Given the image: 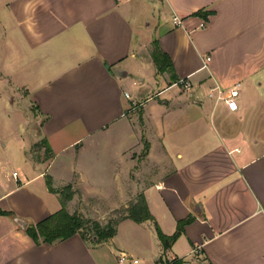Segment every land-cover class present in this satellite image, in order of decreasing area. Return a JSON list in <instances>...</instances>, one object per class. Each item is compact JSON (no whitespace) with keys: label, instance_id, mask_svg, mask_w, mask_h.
<instances>
[{"label":"crops","instance_id":"1","mask_svg":"<svg viewBox=\"0 0 264 264\" xmlns=\"http://www.w3.org/2000/svg\"><path fill=\"white\" fill-rule=\"evenodd\" d=\"M68 187L69 214L142 194L154 219L35 243L12 216L41 221ZM0 210V264H264V0H0ZM188 217L164 249L155 224Z\"/></svg>","mask_w":264,"mask_h":264},{"label":"trees","instance_id":"2","mask_svg":"<svg viewBox=\"0 0 264 264\" xmlns=\"http://www.w3.org/2000/svg\"><path fill=\"white\" fill-rule=\"evenodd\" d=\"M206 14H204V16ZM152 57L158 71H164L166 67L170 66L168 57L158 48L156 42L154 43V48L152 50ZM66 189L70 188L68 187ZM63 204L64 202L62 200V206L58 211L50 214L48 217L35 224H26L22 230L28 234L35 243H39V241L53 243L57 240L66 239L75 233H79L85 238V234L81 231V220L75 215H70ZM0 213L4 214L5 212L0 210ZM124 218H131L137 222L154 219L148 211L144 196L140 194L137 196L135 203L124 207V209L119 212V216L113 219L110 223H107L106 226L102 227L99 222L94 221L93 227L95 232L90 238H94V241L96 242H101L112 237L115 233V225ZM190 220L191 218L188 217L179 221L176 231L171 235L164 234L159 226L155 224L156 235L164 249H167L171 243L177 239L182 232L183 226ZM169 264H182V260H173Z\"/></svg>","mask_w":264,"mask_h":264},{"label":"rangeland","instance_id":"3","mask_svg":"<svg viewBox=\"0 0 264 264\" xmlns=\"http://www.w3.org/2000/svg\"><path fill=\"white\" fill-rule=\"evenodd\" d=\"M129 89L131 91L137 90V89H135V87H130ZM4 124H7V122L5 123L4 118L1 117V125L4 126V128H5ZM3 133L4 132H2L1 137L4 140V142L8 143L10 141L9 135L11 136V134H9L8 128L6 129V132L4 134ZM37 151L38 150H36V152ZM72 194H73V192L70 189H65L62 192V200L64 202V204H63L64 207H65V202H67L69 199L72 198ZM115 194H113L112 197H110L108 199L100 200L99 204L96 203V200L94 198H88L84 202L80 201L79 204L76 202L75 209H74V211H72L70 213V215H75L81 220V222H82L81 231H82V233L85 234V236L87 238H90L95 232V229L93 227L94 221L99 222L102 227L106 226L107 223H110L113 219H115L117 216H119V212L122 209H124V207H120V208L114 209L110 212H106V213L101 212L100 207L106 208L111 203V201H116L119 199V197L116 196ZM132 203H135V200L130 202V204H132ZM120 228H121V226H120ZM120 228H119V235L118 236L120 239L124 240V231L122 230V228L120 230ZM128 254L132 255L134 257H137V258L139 256V253H134V252H132V253L129 252ZM140 259H141V263H144L143 258H140ZM161 260L163 261L164 259L161 258Z\"/></svg>","mask_w":264,"mask_h":264},{"label":"built area","instance_id":"4","mask_svg":"<svg viewBox=\"0 0 264 264\" xmlns=\"http://www.w3.org/2000/svg\"><path fill=\"white\" fill-rule=\"evenodd\" d=\"M173 23L175 25H179L181 23V18L179 16L173 17ZM204 23L201 24L203 26ZM180 82L184 84L185 87H188L189 84L187 82H184V79H181ZM238 94V84H236L233 88L229 90V93L225 97H235ZM125 96L128 97V94L125 92ZM132 103H134L132 101ZM15 175V172L13 173ZM118 264H141V261L139 258L134 257L132 255H129L125 252H120L117 256ZM170 262H167L165 260H158L156 264H169Z\"/></svg>","mask_w":264,"mask_h":264},{"label":"water","instance_id":"5","mask_svg":"<svg viewBox=\"0 0 264 264\" xmlns=\"http://www.w3.org/2000/svg\"><path fill=\"white\" fill-rule=\"evenodd\" d=\"M14 222L18 225L19 228L23 229L26 226V222L24 219L16 216H12Z\"/></svg>","mask_w":264,"mask_h":264}]
</instances>
